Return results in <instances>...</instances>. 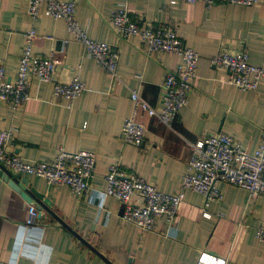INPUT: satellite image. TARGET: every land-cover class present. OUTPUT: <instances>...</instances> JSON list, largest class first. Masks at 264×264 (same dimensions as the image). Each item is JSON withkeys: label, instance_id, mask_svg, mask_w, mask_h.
I'll list each match as a JSON object with an SVG mask.
<instances>
[{"label": "crops", "instance_id": "0c3cea01", "mask_svg": "<svg viewBox=\"0 0 264 264\" xmlns=\"http://www.w3.org/2000/svg\"><path fill=\"white\" fill-rule=\"evenodd\" d=\"M75 18L87 36L118 51L119 82L73 41L61 20L27 16V0H0V64L14 80L25 34L33 29L37 58L53 54V80L67 84L78 76L85 91L72 103L52 97V83L30 78L29 99L11 110L0 105V131L15 130L8 152L27 164L51 162L59 148L95 155L90 190L76 196L66 186L50 185L30 175L24 178L52 203V211L110 264H196L201 254L225 264H264V244L255 236L264 225V194L253 199L241 189L217 185L222 201L211 202L203 216V198L191 191L169 223L160 220L152 231H141L120 218L119 204L103 194L104 176L116 165L135 174L160 193L180 191L191 146L205 136L223 133L247 149H255L264 130V81L256 91H241L228 83V72L210 61L221 48L244 50L249 63L264 67V0L252 6L218 2L211 7L169 0H72ZM127 9L140 26H171L198 56L196 78L188 102L168 127L137 112L145 128L144 142L126 145L120 130L132 113L129 92L135 90L159 112L162 84L178 58L142 51L138 38H119L109 16ZM64 42H66L64 44ZM31 208L0 178V264H108L45 211L27 225Z\"/></svg>", "mask_w": 264, "mask_h": 264}, {"label": "built area", "instance_id": "2783aa9c", "mask_svg": "<svg viewBox=\"0 0 264 264\" xmlns=\"http://www.w3.org/2000/svg\"><path fill=\"white\" fill-rule=\"evenodd\" d=\"M178 1L188 5L201 3L206 7L218 2L238 6L258 3V0H169V5H175ZM26 14L32 20L44 15L63 21L71 39L80 44L113 82H119L118 51L107 43L94 41L87 36L75 18V3L72 0H27ZM108 23L119 38H138L145 55L152 57L161 53L179 60L165 75L159 112L150 108L137 91L129 92L133 108L131 115L123 121L120 137L126 145L139 148L144 142L145 128L135 120L136 113L144 112L169 127L188 102L199 56L185 45L168 24L158 28L140 26L127 9L113 12ZM35 38L33 29L25 34V46L18 59L14 80L7 76L5 68L0 64V105H6L11 110L21 107L29 99L30 78L52 83V97L70 103L86 89L77 75L67 84L55 82L53 75L57 62L53 54L44 58L34 55ZM210 63L225 69L228 72V83L238 90L256 91L264 81V67L250 64L248 53L244 50L229 51L221 48ZM14 133L15 130L0 131V165L3 168L14 175H30L50 185L66 186L79 197L88 193L95 172V155L92 152H67L59 148L51 162L27 164L7 150ZM191 150L192 156L187 163L181 189L173 195L160 193L141 177L127 174L116 165L110 166L104 176L103 194L118 202L119 209H122L121 220L133 224L141 231L154 230L162 219L171 223L176 218L186 191L202 196L203 216L210 218L207 212L209 204L222 201L217 187L219 183L244 190L251 199L264 194V130L255 149H247L228 135L218 133L196 141ZM37 218L38 211L31 208L27 225H34ZM255 236L264 244V225L257 228ZM196 264H225V261L201 254Z\"/></svg>", "mask_w": 264, "mask_h": 264}, {"label": "water", "instance_id": "95a60500", "mask_svg": "<svg viewBox=\"0 0 264 264\" xmlns=\"http://www.w3.org/2000/svg\"><path fill=\"white\" fill-rule=\"evenodd\" d=\"M0 178L3 179L9 187L20 194V196L29 204V205H36L38 211H45L47 214L52 216L53 219L58 221L63 227H65L68 231H70L80 242L86 245L92 252H94L98 257L108 263L95 249H93L87 242L82 240L79 236L74 233L69 226L64 223L60 218L56 216V214L52 211V203L47 199L44 198V195L38 193L34 188H28L27 181L22 178L18 179L13 174H11L8 170L3 168L0 165ZM122 213V209H120V215ZM110 264V263H108Z\"/></svg>", "mask_w": 264, "mask_h": 264}]
</instances>
